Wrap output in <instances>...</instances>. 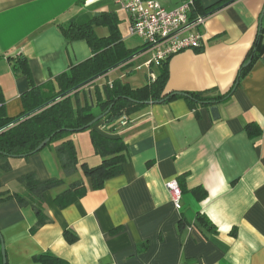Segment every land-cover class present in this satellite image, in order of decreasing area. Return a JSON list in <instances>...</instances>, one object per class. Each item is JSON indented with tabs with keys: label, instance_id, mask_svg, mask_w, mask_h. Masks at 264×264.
<instances>
[{
	"label": "crops",
	"instance_id": "crops-1",
	"mask_svg": "<svg viewBox=\"0 0 264 264\" xmlns=\"http://www.w3.org/2000/svg\"><path fill=\"white\" fill-rule=\"evenodd\" d=\"M124 1L0 0V89L7 115L24 113L22 96L33 86L54 82L93 56L87 41H69L60 25L114 13L126 24L121 32L127 45L131 18L120 7ZM158 1L168 10L184 2ZM223 1L201 4L211 9ZM263 10L264 0H234L211 11L200 29L203 47L170 59L164 94L217 97L238 83L231 97L218 104L220 117L213 118L211 106L195 110L183 96L128 115V124L115 135L127 144L129 160L103 188L94 189L80 165L75 175H66L56 153L59 143L29 158H12L11 169L0 175L2 191L25 194L19 180L32 173L41 181L62 179L64 184L44 194L50 221L35 232L34 209L15 199L0 203L7 264H34L46 252L70 264H264V58L251 57L260 32L264 44ZM95 30L100 37L109 34L104 27ZM149 54H136L94 84L119 78L132 89L147 85L158 71L147 66ZM71 138L81 162L101 164L89 132ZM81 143L87 153L79 151ZM180 179L185 191L178 210L166 184ZM77 180L85 182L86 194L58 207L57 195ZM195 189L205 190L206 199L199 200ZM67 231L77 236L75 243L68 242Z\"/></svg>",
	"mask_w": 264,
	"mask_h": 264
},
{
	"label": "trees",
	"instance_id": "trees-1",
	"mask_svg": "<svg viewBox=\"0 0 264 264\" xmlns=\"http://www.w3.org/2000/svg\"><path fill=\"white\" fill-rule=\"evenodd\" d=\"M193 2L192 19L198 15L209 17L211 11H216L234 0H225L211 9H204L201 0H193ZM120 23L118 16L110 13L83 22L71 21L60 25L61 33L69 41H87L93 56L84 63L72 66L59 75L54 82L43 87L33 86L30 91L24 93L22 101L25 111L19 117L10 118L7 115L5 100L0 89V175L11 169L12 158H29L39 153L40 151H36L38 146L51 138L47 146L59 143L56 153L66 175H75L80 165L85 176L91 180L93 188L101 189L108 179L123 173L124 165L129 160L127 144L122 137L115 135L119 122L124 116L132 115L150 103L167 102L179 96L186 97L195 110L199 106L213 107L231 97L233 90L227 95L217 97L192 92L164 94L170 77L171 57L157 67L156 79L143 87L132 89L129 84L119 78L102 85L94 84L112 70L130 62L136 54L144 53L149 47L146 44L143 48H128L119 27ZM96 27L106 28L109 34L106 37H100L96 33ZM262 36L260 32L251 52L252 59L258 56L264 58ZM24 71L28 72V68H24ZM243 72L242 67L238 81ZM56 88L59 89L57 92ZM86 88L89 89L86 90ZM105 88L109 98L106 96ZM101 115H104L103 118L93 123ZM90 124L92 125L87 127ZM99 125H103L102 130L98 129ZM253 130L254 125H249L248 131L252 136ZM83 131L90 133L94 153L102 158L101 164L96 167L81 162L76 144L71 138L74 134ZM183 180L180 179L179 184L184 193ZM19 182L26 188L25 194H10V192L2 191L0 183V203L15 199L20 206L34 209L37 223L32 231L35 232L50 221L44 194L61 187L64 182L62 179L41 181L33 173L24 176ZM86 192L85 182L77 180L57 195L55 202L58 207L65 208L81 199ZM193 192L201 201L207 197L205 190L195 189ZM1 236L0 232V264H4ZM65 237L69 243H75L78 239L72 231L65 232ZM34 264L70 263L46 252L36 256Z\"/></svg>",
	"mask_w": 264,
	"mask_h": 264
},
{
	"label": "built area",
	"instance_id": "built-area-1",
	"mask_svg": "<svg viewBox=\"0 0 264 264\" xmlns=\"http://www.w3.org/2000/svg\"><path fill=\"white\" fill-rule=\"evenodd\" d=\"M193 0H184L177 8L167 10L158 0H127L120 3L123 11L129 14L131 23L129 33L131 37H139L149 45L146 52L152 54L147 66L159 67L162 62L174 55L190 49H200L204 45V34L201 28L208 17L193 16ZM151 81L156 75L151 73ZM128 124V117L124 116L119 127ZM174 206L182 209L183 191L178 180L166 184Z\"/></svg>",
	"mask_w": 264,
	"mask_h": 264
},
{
	"label": "water",
	"instance_id": "water-1",
	"mask_svg": "<svg viewBox=\"0 0 264 264\" xmlns=\"http://www.w3.org/2000/svg\"><path fill=\"white\" fill-rule=\"evenodd\" d=\"M262 16H264V10H263V13H262ZM263 19V17H262ZM250 64V61L246 64V66H248ZM238 84V83H237ZM237 84L234 88L233 91H235L236 87H237ZM105 92H106V96L107 98H109V94H108V91L107 89L105 88ZM174 94H180V93H174ZM111 109V108H110ZM109 109V110H110ZM109 110L106 112V114L109 112ZM211 112H212V115H213V118L214 119H218L220 117V112H219V108H218V105H215L211 108ZM104 115H101L99 116L97 119L94 120L93 123H96L97 121H99L100 119L103 118ZM92 123V124H93ZM92 124H90L89 126L87 127H90ZM51 141V138H48L46 139L43 143H41L38 148L36 149V151H41L43 148H45L47 146V144ZM1 241H2V256H3V263L4 264H7V252H6V246H5V242H4V238L1 236Z\"/></svg>",
	"mask_w": 264,
	"mask_h": 264
},
{
	"label": "rangeland",
	"instance_id": "rangeland-1",
	"mask_svg": "<svg viewBox=\"0 0 264 264\" xmlns=\"http://www.w3.org/2000/svg\"><path fill=\"white\" fill-rule=\"evenodd\" d=\"M121 23H120V29L122 27L123 32H125L126 31V24L123 25ZM127 35L130 36L129 28H128V31H127ZM129 38H131V39L127 42L128 47L143 48L146 45V41L144 39H142V38H139V37H131V36ZM151 57H152V54L151 55L149 54L147 57H145V59H148V58L150 59ZM154 67H156V66H152V68H154ZM85 132H88V131H83L81 133H85ZM52 145H54V144H52ZM90 147L92 148L91 144L89 143V149H90ZM79 151H83L84 153H87V149H86V147L82 143L79 146ZM85 155L87 156L88 154H85Z\"/></svg>",
	"mask_w": 264,
	"mask_h": 264
}]
</instances>
